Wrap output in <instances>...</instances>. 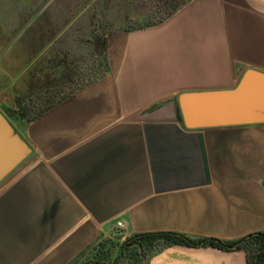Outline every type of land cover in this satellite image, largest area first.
I'll return each mask as SVG.
<instances>
[{"label":"crops","instance_id":"crops-1","mask_svg":"<svg viewBox=\"0 0 264 264\" xmlns=\"http://www.w3.org/2000/svg\"><path fill=\"white\" fill-rule=\"evenodd\" d=\"M106 51L105 76L20 128L7 120L28 152L0 181V264H75L117 221L125 237L264 230V121L189 127L179 108L182 93L264 73V0H190L112 33ZM145 264H245V252L169 244Z\"/></svg>","mask_w":264,"mask_h":264},{"label":"rangeland","instance_id":"rangeland-1","mask_svg":"<svg viewBox=\"0 0 264 264\" xmlns=\"http://www.w3.org/2000/svg\"><path fill=\"white\" fill-rule=\"evenodd\" d=\"M190 0H0V113L17 128L109 72L107 40L148 27ZM121 231L75 264H143Z\"/></svg>","mask_w":264,"mask_h":264},{"label":"water","instance_id":"water-1","mask_svg":"<svg viewBox=\"0 0 264 264\" xmlns=\"http://www.w3.org/2000/svg\"><path fill=\"white\" fill-rule=\"evenodd\" d=\"M186 126L204 127L264 121V73L247 70L229 90L179 95ZM28 147L0 113V181L24 158Z\"/></svg>","mask_w":264,"mask_h":264},{"label":"trees","instance_id":"trees-1","mask_svg":"<svg viewBox=\"0 0 264 264\" xmlns=\"http://www.w3.org/2000/svg\"><path fill=\"white\" fill-rule=\"evenodd\" d=\"M52 106L54 105L52 104L51 107ZM44 112L45 111L38 113L31 119ZM124 243L127 246L135 247L138 251L149 254L156 250L159 246L169 244H182L186 246L210 245L225 250L242 249L245 252V264H264V230L246 234L233 241H225L217 238L193 239L174 231L137 232L128 236ZM90 264L106 263L91 262Z\"/></svg>","mask_w":264,"mask_h":264},{"label":"built area","instance_id":"built-area-1","mask_svg":"<svg viewBox=\"0 0 264 264\" xmlns=\"http://www.w3.org/2000/svg\"><path fill=\"white\" fill-rule=\"evenodd\" d=\"M122 227H123V224H122L121 221H117V222L115 223V230H117V231H121Z\"/></svg>","mask_w":264,"mask_h":264}]
</instances>
